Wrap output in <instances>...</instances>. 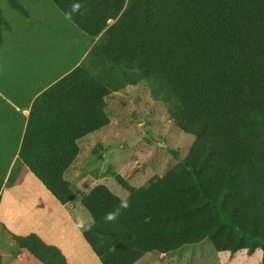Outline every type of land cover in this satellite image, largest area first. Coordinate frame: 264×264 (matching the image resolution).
Segmentation results:
<instances>
[{
    "label": "trees",
    "instance_id": "1",
    "mask_svg": "<svg viewBox=\"0 0 264 264\" xmlns=\"http://www.w3.org/2000/svg\"><path fill=\"white\" fill-rule=\"evenodd\" d=\"M51 1L77 30L98 36L79 64L85 73L112 94L160 76L176 102L172 122L194 137L165 177L124 184L126 198L101 183L80 197L92 220L82 237L101 264H135L205 240L221 253L260 251L264 264V0ZM6 2L26 14L18 0ZM7 27L0 10V45ZM39 107L35 100L25 135ZM106 107L96 100L102 120ZM23 148L21 159L50 175ZM56 187L61 204L75 198L64 178ZM14 238L42 264H66L35 235Z\"/></svg>",
    "mask_w": 264,
    "mask_h": 264
},
{
    "label": "rangeland",
    "instance_id": "2",
    "mask_svg": "<svg viewBox=\"0 0 264 264\" xmlns=\"http://www.w3.org/2000/svg\"><path fill=\"white\" fill-rule=\"evenodd\" d=\"M18 3L26 14L15 11L6 0H0V10L8 24V29L3 28L0 45V183L5 177L7 190L0 203V213L6 212L13 220L11 227L5 224L6 230L1 231L0 239L4 246L13 241L11 247L15 251L18 247L14 237L23 232L18 229L24 225L23 204L26 210L35 202L52 204L46 190L22 169L19 159L25 141L23 118L15 105L18 101L24 102L35 88L39 91L37 101L42 109L35 122L64 125L68 130L63 141L45 139L40 147L32 148L35 153L32 161L41 173L56 175L63 171L66 178L103 175L100 183L123 199L129 194L125 185L139 188L151 179L165 177L186 157L194 142V137L180 132L172 122L176 102L160 76L110 93L79 66L98 36L90 37L77 30L51 0H18ZM112 24L109 21L107 27ZM98 99L107 104L105 120L94 113ZM53 130L56 128L40 131V135L56 134ZM77 135L81 137L78 140ZM54 151L61 153L55 155ZM38 154L47 163H38ZM54 158L60 159L56 165L52 162ZM78 201L79 196L75 198ZM80 207L90 219L83 206ZM174 252L152 251L139 261L141 264L261 262L260 251L250 257L244 251L234 255L221 253L214 250L209 240ZM26 255L34 264H40ZM62 257L68 264L64 254ZM87 257L91 263L86 264H94L89 254Z\"/></svg>",
    "mask_w": 264,
    "mask_h": 264
},
{
    "label": "crops",
    "instance_id": "3",
    "mask_svg": "<svg viewBox=\"0 0 264 264\" xmlns=\"http://www.w3.org/2000/svg\"><path fill=\"white\" fill-rule=\"evenodd\" d=\"M25 86H27V84ZM42 92H44V88L42 89ZM39 95V91L37 90V88H35V91L33 93H30V96L24 102L18 101V105H15L16 109L20 111V116L23 118V141L26 142L25 146H30V148H33L35 146L40 147V142L44 141L45 139H55L58 141H63L68 132V130H65L66 127L64 125L52 126L50 124H38L35 122V120L29 128L28 135H25L32 103L38 99ZM40 112L41 111H39L38 113ZM52 128H56V130L52 131L56 134L46 133V135H40L42 133L40 131H49V129ZM79 138L81 137H77V139ZM22 146H24L23 143ZM22 148L23 147H21L20 152ZM59 154L60 153L58 152L55 155ZM19 159L21 162L24 160L23 162H25L26 165L22 166V169L26 170L31 178L35 180V182L39 183L44 190H51V192H49V190L47 192H44L48 194L50 200L52 201V204L46 206L44 204L40 205V203L35 202L28 207V210L25 209V206L23 204L22 211L24 210V225H22L20 228L18 227V229H20V231L23 230V232H20L21 234L17 233V235H19V237L35 235L44 244L55 247L61 252L62 255L64 254L67 258L68 264L91 263L90 261H88V257L86 258L88 254L93 259L94 264H101V261L92 252L87 243H82V233L84 230L91 226L92 220L91 218L89 219L87 217L84 211H82L83 209H81L80 207L82 206L81 203H79V201L78 203L75 202V198H77L78 196L80 198L93 185H95L96 183L99 184L101 182V178H103V175H97L95 177H91L89 175H71L73 176L72 178H66L65 175H63L64 173L60 175H42L39 173H35L28 165V159L23 157L22 160L20 157V153ZM61 177L70 183V187L75 194V198L65 204H61L59 202L58 189L55 188ZM4 183L5 177L1 181L0 186V203L3 202L5 192H7ZM22 201L24 203L25 200ZM12 222L13 220L9 215L6 214V212H3L2 214L0 213V233L2 230H6V223L11 227ZM11 238H13V235ZM1 240L2 239H0V264H34L29 259V257H27L26 254H28L30 257L32 256L27 250L19 248V246L16 244L18 250L15 251L14 247H11L13 241L7 243V245L4 246L3 243H1ZM76 244H79V246H77ZM60 245L64 246V248L62 249ZM66 248L67 252L65 253L64 251ZM31 258L37 260L33 256ZM39 263L42 264L41 262ZM135 264H141V262L139 261Z\"/></svg>",
    "mask_w": 264,
    "mask_h": 264
}]
</instances>
